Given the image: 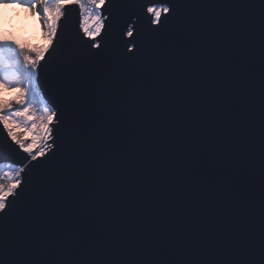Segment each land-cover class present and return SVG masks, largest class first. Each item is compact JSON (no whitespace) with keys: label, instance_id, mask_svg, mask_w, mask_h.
Wrapping results in <instances>:
<instances>
[{"label":"snow or ice","instance_id":"obj_1","mask_svg":"<svg viewBox=\"0 0 264 264\" xmlns=\"http://www.w3.org/2000/svg\"><path fill=\"white\" fill-rule=\"evenodd\" d=\"M0 8V264H264V0Z\"/></svg>","mask_w":264,"mask_h":264},{"label":"clouds","instance_id":"obj_2","mask_svg":"<svg viewBox=\"0 0 264 264\" xmlns=\"http://www.w3.org/2000/svg\"><path fill=\"white\" fill-rule=\"evenodd\" d=\"M3 9H6V8H0V21H4V20H7L9 22H12L16 19V16L14 15V12L16 11L15 9H12V14L9 15L7 13H4L2 10Z\"/></svg>","mask_w":264,"mask_h":264},{"label":"rangeland","instance_id":"obj_3","mask_svg":"<svg viewBox=\"0 0 264 264\" xmlns=\"http://www.w3.org/2000/svg\"><path fill=\"white\" fill-rule=\"evenodd\" d=\"M4 13H7V14H9V15H11L12 14V9H10V8H6V9H3L2 10ZM15 14V13H14ZM11 95H15V93H12ZM22 136H23V134H22Z\"/></svg>","mask_w":264,"mask_h":264},{"label":"water","instance_id":"obj_4","mask_svg":"<svg viewBox=\"0 0 264 264\" xmlns=\"http://www.w3.org/2000/svg\"><path fill=\"white\" fill-rule=\"evenodd\" d=\"M46 90V89H45ZM0 163H7V161H0Z\"/></svg>","mask_w":264,"mask_h":264}]
</instances>
